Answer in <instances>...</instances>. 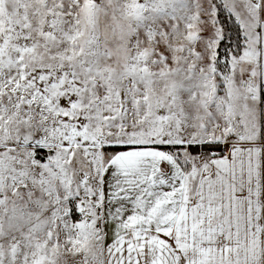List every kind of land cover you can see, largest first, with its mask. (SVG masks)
Wrapping results in <instances>:
<instances>
[{
	"label": "snow or ice",
	"instance_id": "obj_1",
	"mask_svg": "<svg viewBox=\"0 0 264 264\" xmlns=\"http://www.w3.org/2000/svg\"><path fill=\"white\" fill-rule=\"evenodd\" d=\"M0 264H264V0H0Z\"/></svg>",
	"mask_w": 264,
	"mask_h": 264
}]
</instances>
